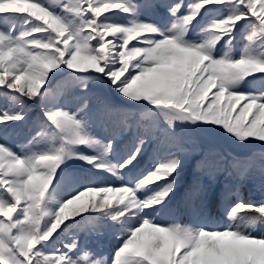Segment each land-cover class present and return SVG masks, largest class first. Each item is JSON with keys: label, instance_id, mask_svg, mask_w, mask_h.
Here are the masks:
<instances>
[{"label": "snow or ice", "instance_id": "obj_1", "mask_svg": "<svg viewBox=\"0 0 264 264\" xmlns=\"http://www.w3.org/2000/svg\"><path fill=\"white\" fill-rule=\"evenodd\" d=\"M211 11L222 18L194 42L191 29ZM218 45L228 51L219 55ZM88 74L139 110L78 87ZM57 76L64 82L53 91ZM250 77L264 81V0H72L56 8L0 0V98L11 103L0 108V264H105L75 237L66 251L50 250L70 221L88 215L126 224L112 264H264V151L257 160L186 147L198 133L264 150V92L240 90ZM29 102L39 107L34 118ZM25 126L34 134L12 143ZM124 137L126 158L114 164ZM145 156L151 170L130 186L126 171ZM69 161L106 172L113 184L85 187L50 209V188ZM257 168L262 198L246 201L238 183H253ZM218 202L226 222L213 215Z\"/></svg>", "mask_w": 264, "mask_h": 264}, {"label": "trees", "instance_id": "obj_2", "mask_svg": "<svg viewBox=\"0 0 264 264\" xmlns=\"http://www.w3.org/2000/svg\"><path fill=\"white\" fill-rule=\"evenodd\" d=\"M45 3L50 5L53 8H56L58 5L61 3H71L72 0H44ZM191 2H195V0H191ZM222 18V16L219 14L217 11H211L205 15H203L202 18L199 19V22L195 24V26L191 29V39L194 42H201L204 39V32L203 29L206 28L210 22L213 19H219ZM110 21H115V22H121L123 23V18H120L119 20H116L114 17H108ZM161 19V18H158ZM162 22V21H161ZM22 23V22H21ZM19 31V28H18ZM133 41H130L129 48L131 47ZM136 42V41H135ZM134 42V43H135ZM222 44L224 43L223 41L221 42ZM244 47V41L241 39L240 34H236V39L233 41V46H232V54L238 58L239 53L242 51ZM219 49V55H223L224 52L228 51L227 48L221 47L220 45L217 46ZM67 71V70H65ZM55 76V73L53 74ZM51 79V78H50ZM64 82V77L63 76H57L55 79L51 81V84L49 87L52 88L53 91L56 90L58 83H63ZM77 83L78 87H82L84 85L87 86L88 89L96 90L100 92L102 95H104L110 103L117 108H120L122 110L126 111H138L139 109L137 108L136 105L132 104L131 102L125 101L122 97L119 96V94L115 93L114 89L112 88L110 83L104 84L101 83L100 80L94 75V74H88L87 76L81 77L80 81L75 82ZM240 90L242 91H254V92H264V81L260 80L259 78L256 77H250L248 80L240 86ZM11 103L8 101H3L2 98H0V108H7L10 107ZM29 108H31V116L32 118L35 117L37 113H39V107L36 106L34 103L29 102L28 104ZM139 115V113H137ZM99 133L103 134L104 136H107L105 133H103L99 129H95ZM35 129H33L31 132L28 129V126H25L23 129V133L21 137L18 139H14L11 141L12 143H19L23 139H25L27 136H30L34 134ZM197 139H199L196 143V145L192 144H187L186 147H188L190 150L193 147H196L200 149L201 151H209V152H216V151H230L233 153V155H237L240 157H243L245 155H250V154H255L257 160H259L260 153L264 150L260 149L259 147H256L251 150H244V149H239V148H234L231 145L225 144L223 141H217V142H209L204 138L202 134L198 133H192ZM108 139H111L110 136H107ZM49 142L47 140L42 141V144L47 145ZM116 149L112 155V157L117 160L122 162L124 158H126V152L127 148L129 147V140L128 137H124L118 141H116ZM199 155V153H197ZM151 168L149 167V161L147 156L144 157L140 161V163L136 166L135 169H133L129 174L128 177V182L130 186L134 185L135 182L139 179H141L144 175H147V172L150 171ZM83 173H74L73 172H64L60 173L59 175L56 176V182L52 187L50 188V193L47 199V207L48 208H56L59 203H62L68 198H65L67 193H73L70 190L63 189L62 182L69 183L71 186H76L75 188L78 189L79 183L81 179L86 178L90 182H95L100 179L98 176H92V174L82 175ZM255 174V181L253 183H238L239 191H240V196L241 198L245 199L246 201L248 200H259L262 198L260 192H259V178H260V171L259 169L254 170ZM81 175V177H80ZM81 178V179H80ZM94 178V180H93ZM72 180L74 182H72ZM103 182L110 184V180L108 178L103 177ZM76 185H72V184ZM81 184V182H80ZM61 185V186H60ZM76 190V189H75ZM149 193H145V195H148ZM235 199V197H233ZM229 201L228 203H230ZM23 203V201H22ZM15 213H13V216ZM213 215L217 216L221 221H227V216L223 214V203L218 202L216 205V208L213 210ZM69 218H72V211L71 209L69 210ZM86 221L85 219L83 221H79V223L75 222H69L72 226L71 228L65 227L64 229L61 230L60 234H58V237L56 239V243L53 246L52 249L50 250H55V248H60L62 251H66V249H63V244L64 243H71L72 238L75 237L76 239L78 238L77 232L79 231L83 235H87V228H86ZM242 225L247 224V220H241L239 221ZM119 234L116 235L118 237ZM98 238V237H97ZM101 238V237H100ZM105 239V238H104ZM100 240V239H98ZM102 243V242H101ZM112 264V263H111Z\"/></svg>", "mask_w": 264, "mask_h": 264}, {"label": "rangeland", "instance_id": "obj_3", "mask_svg": "<svg viewBox=\"0 0 264 264\" xmlns=\"http://www.w3.org/2000/svg\"><path fill=\"white\" fill-rule=\"evenodd\" d=\"M134 42H135V40H134ZM190 127V126H189ZM95 133V135L97 136V138L98 139H102V140H104L105 142H107V138L104 136H102V135H100V134H97L96 132H94ZM81 151H83V152H87V153H89V154H93L92 152H90L89 150H87V149H81ZM111 162L112 163H114L112 160H111ZM115 164V163H114ZM68 166H74V167H78V168H84V169H91V171L92 172H94V173H98V174H102V175H106L107 173L106 172H102V171H98V170H96L95 168H93L92 166H89V165H86L83 161H69L68 162V164L66 165V166H63L62 167V169L61 170H59L60 171V173L62 174V172H64L65 171V169H66V167H68ZM58 171V172H59ZM58 174V173H57ZM54 181H55V179H54ZM53 181V182H54ZM119 184V183H118ZM77 193V191L75 192V194ZM75 194H72V195H75ZM71 195V196H72ZM71 196H69L68 198H70ZM93 199V197L91 196V195H89V196H85L84 198H83V201H81V203H83V202H90L91 200ZM113 203L115 204L116 203V198L115 197H113ZM181 222H183V221H181ZM116 225H118L120 228H121V231H117V232H119L121 235L120 236H122L123 235V231H124V227H126V224L124 225V227H122V224L120 223V222H116ZM116 239H117V237H115L113 240H114V242L116 241ZM89 242H90V240H89ZM121 243V241L120 240H118V245ZM114 244L112 243V245H109L108 246V252L106 251V250H102L100 253H97V256H96V258H104V260H105V264H111L112 263V259H113V256H114V253L115 252H113V250L115 249V245L113 246ZM86 247H88L87 245H86Z\"/></svg>", "mask_w": 264, "mask_h": 264}]
</instances>
